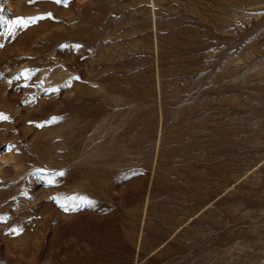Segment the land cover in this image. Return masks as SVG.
<instances>
[{"label": "rangeland", "instance_id": "374dc122", "mask_svg": "<svg viewBox=\"0 0 264 264\" xmlns=\"http://www.w3.org/2000/svg\"><path fill=\"white\" fill-rule=\"evenodd\" d=\"M0 74V264H264V0H0Z\"/></svg>", "mask_w": 264, "mask_h": 264}, {"label": "snow or ice", "instance_id": "6c2138e0", "mask_svg": "<svg viewBox=\"0 0 264 264\" xmlns=\"http://www.w3.org/2000/svg\"><path fill=\"white\" fill-rule=\"evenodd\" d=\"M29 2H33V0H29ZM57 3H67V0H56ZM47 15H51V13H48ZM43 17H29V18H18L17 23L23 26H26L27 23H34L37 19H42ZM2 75V74H0ZM0 118H4L2 117V115H0ZM14 146H9V148L11 149Z\"/></svg>", "mask_w": 264, "mask_h": 264}]
</instances>
